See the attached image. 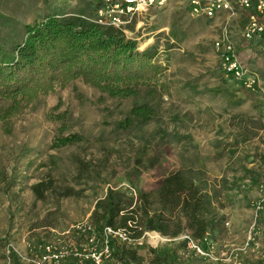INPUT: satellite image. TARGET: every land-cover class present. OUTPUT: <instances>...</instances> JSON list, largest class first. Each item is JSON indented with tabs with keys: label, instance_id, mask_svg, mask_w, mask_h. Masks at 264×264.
I'll return each instance as SVG.
<instances>
[{
	"label": "rangeland",
	"instance_id": "1",
	"mask_svg": "<svg viewBox=\"0 0 264 264\" xmlns=\"http://www.w3.org/2000/svg\"><path fill=\"white\" fill-rule=\"evenodd\" d=\"M47 1L0 0V7L27 22L48 12L49 5L76 4ZM88 1L80 0L79 8ZM245 13L238 7L229 23L240 59L259 75L255 90L227 75L214 51L226 12L194 16L185 0H167L151 5L141 26L131 33L141 48L159 42V57L167 69L155 84L156 91L143 87L139 95L111 96L75 77L66 85L57 82L49 93L41 92L16 114L0 119V264L11 263L10 249L20 264H32L28 257L40 243L58 236L68 245L89 250L87 238L72 225L89 218L95 200L108 187L153 189L165 174L180 167L202 168L221 191L216 232L207 229L213 256L195 252L198 258L183 264H232L229 257L248 238L252 202L264 181V51L258 40L242 36ZM174 24L184 31L181 39L170 33ZM164 25L168 27L160 29ZM218 87L234 90L243 97L242 103H229L227 93ZM146 100L156 114L147 123L132 119L128 126L124 120L132 106ZM10 103L0 98V111ZM69 133L76 139L61 144L58 138ZM154 154L159 160L150 165ZM40 179L51 185L44 198L36 199L31 185ZM261 224L264 227V216ZM151 232L159 233L150 230L129 242L147 257L148 247L183 239L182 234L171 238L162 233L163 238L156 239ZM259 240L263 253L264 230ZM251 247L239 254L242 264L259 258ZM66 263L79 262L71 256L60 264ZM90 263L87 258L81 264Z\"/></svg>",
	"mask_w": 264,
	"mask_h": 264
},
{
	"label": "trees",
	"instance_id": "2",
	"mask_svg": "<svg viewBox=\"0 0 264 264\" xmlns=\"http://www.w3.org/2000/svg\"><path fill=\"white\" fill-rule=\"evenodd\" d=\"M79 1L70 8L66 1L48 4V12L27 22L0 7V98L11 100L0 111V119L16 114L41 92L49 93L57 82L66 85L75 77H83L111 96L139 95L143 87L147 92L157 90L155 84L167 69L159 57V42L141 48L135 36L95 19L100 0H89L80 8ZM134 24H129L131 30ZM170 33L178 39L184 35L175 24ZM218 90L227 93L229 103L243 101L234 90ZM156 112L149 100L136 103L124 122L128 126L132 119L147 123ZM73 138L75 134L69 133L58 140L67 144ZM158 160L159 155L154 154L150 165ZM50 185L44 179L33 183L35 198H44ZM220 195L219 186L207 180L202 168L180 167L165 174L153 189L136 188L134 192L108 187L95 200L89 219L100 239L105 236L106 225L124 228L132 240L141 239L150 230L171 238L189 230L196 239H202L218 222ZM171 242L165 247H148L147 257L137 245L111 236L112 251L105 264H183L198 258L187 248V239ZM10 252L14 257L10 264H20L16 253ZM246 262L264 264V258L251 257Z\"/></svg>",
	"mask_w": 264,
	"mask_h": 264
},
{
	"label": "built area",
	"instance_id": "3",
	"mask_svg": "<svg viewBox=\"0 0 264 264\" xmlns=\"http://www.w3.org/2000/svg\"><path fill=\"white\" fill-rule=\"evenodd\" d=\"M167 0H100L96 8L95 19L100 23L114 25L125 33L131 34L130 25L135 21V27H140L143 23L142 16L149 11L153 4H163ZM190 9L191 15L215 17L226 12L227 17L221 24L219 34L214 38V51L220 58L221 69L229 76L233 77L241 85L248 89L255 90L258 85L259 75L251 70L247 64L240 59L236 41L231 35L230 17L237 14L238 7L245 10L242 36L246 40H258L264 51V0H185ZM249 180V179H248ZM253 220L249 227V235L246 243L239 247L234 257H229L232 264H242L239 254L247 252L251 247L252 251L259 253L257 257L263 258L264 252H260V233L264 230L262 218L264 216V181L258 185V193L252 202ZM74 230L87 238L90 244L89 250L76 245H68L63 237L58 236L54 241L45 240L40 243L37 252H33L28 260L32 264H60L71 256L78 260V264L85 259L91 260L90 264H102L104 259L111 254L110 237L115 236L120 240L132 242V238L124 228H113L106 225L104 228V238L100 239L96 233L91 219L74 223ZM147 231H145L146 233ZM181 237L187 239V248L208 256H213L210 249V232L206 230L202 239H196L189 230L183 231ZM251 241V245H250ZM206 243L208 249L202 245ZM81 245H83L81 243ZM250 245V246H248ZM212 248V247H211ZM69 264V263H66Z\"/></svg>",
	"mask_w": 264,
	"mask_h": 264
},
{
	"label": "crops",
	"instance_id": "4",
	"mask_svg": "<svg viewBox=\"0 0 264 264\" xmlns=\"http://www.w3.org/2000/svg\"><path fill=\"white\" fill-rule=\"evenodd\" d=\"M79 2H80V1H79ZM79 5H80V4L78 3V6H79ZM163 27H168V26H166V25L161 26L160 29H162ZM160 29H159V30H160ZM209 230L212 231V234L214 235V233L216 232V231H215V230H216V225H215L214 227L210 228Z\"/></svg>",
	"mask_w": 264,
	"mask_h": 264
},
{
	"label": "bare ground",
	"instance_id": "5",
	"mask_svg": "<svg viewBox=\"0 0 264 264\" xmlns=\"http://www.w3.org/2000/svg\"><path fill=\"white\" fill-rule=\"evenodd\" d=\"M152 235L154 236V238H163L159 233H156V232H151Z\"/></svg>",
	"mask_w": 264,
	"mask_h": 264
}]
</instances>
